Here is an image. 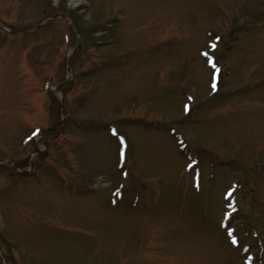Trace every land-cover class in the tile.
<instances>
[{"label":"rangeland","instance_id":"obj_1","mask_svg":"<svg viewBox=\"0 0 264 264\" xmlns=\"http://www.w3.org/2000/svg\"><path fill=\"white\" fill-rule=\"evenodd\" d=\"M76 1L0 0V264H264V0Z\"/></svg>","mask_w":264,"mask_h":264},{"label":"bare ground","instance_id":"obj_2","mask_svg":"<svg viewBox=\"0 0 264 264\" xmlns=\"http://www.w3.org/2000/svg\"><path fill=\"white\" fill-rule=\"evenodd\" d=\"M72 4H74V6H79V2H77L76 0H69Z\"/></svg>","mask_w":264,"mask_h":264},{"label":"snow or ice","instance_id":"obj_3","mask_svg":"<svg viewBox=\"0 0 264 264\" xmlns=\"http://www.w3.org/2000/svg\"><path fill=\"white\" fill-rule=\"evenodd\" d=\"M213 87H215V85H213ZM34 135H35V133H34ZM236 241H235V239H233V243H235Z\"/></svg>","mask_w":264,"mask_h":264}]
</instances>
